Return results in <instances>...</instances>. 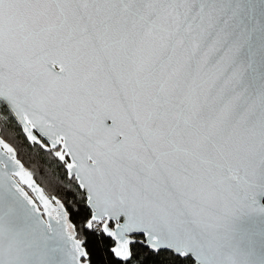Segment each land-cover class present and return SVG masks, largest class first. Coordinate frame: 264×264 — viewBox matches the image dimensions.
<instances>
[{
	"label": "snow or ice",
	"instance_id": "6c2138e0",
	"mask_svg": "<svg viewBox=\"0 0 264 264\" xmlns=\"http://www.w3.org/2000/svg\"><path fill=\"white\" fill-rule=\"evenodd\" d=\"M0 264H264V0H0Z\"/></svg>",
	"mask_w": 264,
	"mask_h": 264
}]
</instances>
